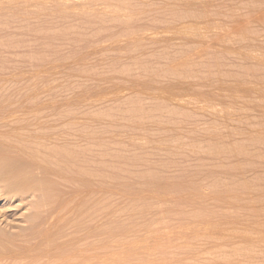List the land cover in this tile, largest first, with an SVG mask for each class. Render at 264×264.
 Segmentation results:
<instances>
[{"label":"rangeland","instance_id":"rangeland-1","mask_svg":"<svg viewBox=\"0 0 264 264\" xmlns=\"http://www.w3.org/2000/svg\"><path fill=\"white\" fill-rule=\"evenodd\" d=\"M0 97L17 264H264V0H0Z\"/></svg>","mask_w":264,"mask_h":264},{"label":"bare ground","instance_id":"bare-ground-1","mask_svg":"<svg viewBox=\"0 0 264 264\" xmlns=\"http://www.w3.org/2000/svg\"><path fill=\"white\" fill-rule=\"evenodd\" d=\"M117 72V71H116ZM101 73V72H100ZM120 73H122V72H120ZM92 74V73H91ZM94 75V74H93ZM95 77V76H94ZM89 78V77H88ZM87 79V78H86ZM91 79V78H90ZM85 80V79H84ZM81 83V82H80ZM102 83V82H101ZM110 84V83H109ZM78 85V84H77ZM83 86V85H82ZM84 87V86H83ZM93 87V86H92ZM58 90V89H57ZM79 90V89H78ZM67 91V90H66ZM4 94V93H3ZM9 94V93H8ZM41 96V95H40ZM2 98H5V95L4 96H2ZM6 103L8 102V100H10L7 96H6ZM41 100H43V98H40ZM67 99V98H66ZM0 100H2L1 99V97H0ZM2 101H5V100H2ZM13 101H14V99H13ZM2 105V104H1ZM6 104H4V106H5ZM8 105V104H7ZM3 106V105H2ZM42 106V105H41ZM130 106V105H129ZM135 106V105H134ZM11 107V106H10ZM12 107H14V106H12ZM125 107H127V106H125ZM133 107V106H132ZM158 107V106H157ZM3 108V107H2ZM41 108V107H40ZM82 108V107H81ZM9 109V106L7 107V108H5V109H0V114L2 113V114H4L5 113V111H7ZM125 109V108H124ZM137 109V108H136ZM152 109H153V107H152ZM160 109V108H159ZM162 109V108H161ZM10 110V109H9ZM45 110V109H44ZM146 111V110H145ZM153 111V110H152ZM79 112V111H78ZM128 112V111H127ZM160 112V111H159ZM7 113H8V111H7ZM108 113V112H107ZM106 113V114H107ZM111 113V112H110ZM144 113V112H143ZM157 113V112H156ZM162 113V112H161ZM161 113H160V115H161ZM1 114V115H2ZM11 114V113H10ZM163 114V113H162ZM177 114V113H176ZM144 115V114H143ZM132 116V115H131ZM149 116V115H148ZM1 117V116H0ZM145 117V116H144ZM54 118V117H53ZM161 118V117H160ZM64 119H65V117H64ZM146 119H148V118H146ZM168 119V118H167ZM173 119V118H172ZM58 120H59V118H58ZM65 120H67V119H65ZM157 120H160V119H157ZM23 121V120H22ZM61 121V120H60ZM59 121V122H60ZM145 121V120H144ZM153 121V120H152ZM16 122L17 121H15L14 123H12V122H9V123H2V122H0V127H5L6 126V128H7V126H8V128L9 129H11V127L12 126H14V128L15 127H17V126H15V124H16ZM19 122V121H18ZM17 122V123H18ZM54 122V121H53ZM134 122V121H133ZM2 123V124H1ZM20 123V122H19ZM25 123V122H24ZM144 123V122H143ZM66 124V123H65ZM17 125V124H16ZM45 125H48V126H50L51 124L49 123L48 124V122H47V124L45 123ZM41 127H43V126H41ZM47 127V126H46ZM13 128V127H12ZM43 128H45V127H43ZM43 128H41L42 130H44ZM48 128V127H47ZM40 129V128H39ZM38 129V130H39ZM12 130V129H11ZM45 130H46V128H45ZM48 130V129H47ZM10 131V130H9ZM50 131H53V130H50ZM32 132H37V130L35 131H32ZM41 131H39V133H40ZM54 132V131H53ZM29 134V133H28ZM46 135V134H45ZM2 136V135H1ZM36 136V135H35ZM38 136V135H37ZM47 136H50V135H47ZM29 138V137H28ZM37 138V137H36ZM10 140V139H9ZM34 140H37V139H34ZM48 140H50V137H49V139ZM48 140H46V137H45V139H44V141H43V143H44V145L45 144H47V141ZM12 141V140H11ZM39 141H40V139H39ZM46 141V142H45ZM8 143V142H7ZM17 143V142H16ZM16 143H11V144H14V145H10V143H8V145H7V149H8V151L10 152V151H17V149L19 148L18 147V144H16ZM19 143V142H18ZM30 143V142H29ZM42 143V142H41ZM37 144V143H36ZM41 145V144H40ZM43 145V146H44ZM41 147V146H40ZM40 147H39V149H40ZM48 147V146H47ZM38 149V150H39ZM49 149H50V147H49ZM18 150H20V149H18ZM66 150H67V148H66ZM66 150H64V151H66ZM28 151V150H27ZM51 151V150H50ZM67 152V151H66ZM70 152V151H69ZM4 154H6L5 152H3ZM23 153H25V152H23ZM27 153V152H26ZM30 153H32V152H30ZM16 154V153H15ZM20 154V153H19ZM46 154V153H45ZM59 154V152L57 153V155ZM66 154V153H65ZM26 155V154H25ZM22 156L21 157V154H20V157L18 156V159H17V157H15L14 159H12V164H10L9 163V165H8V167H5V168H3V169H1L0 170V186H3V191H4V193L5 194H12L13 195V198H14V195H17L19 192H22V190H23V187H20V186H22V185H20L19 186V183H20V181L22 182V179H23V181L24 180H26V179H24V178H32V181H33V178H35L36 176H34L33 174H29V175H24L23 174V176H21V175H19L18 174V168L20 169V168H22V167H27L28 165L30 166V164L31 165H34L33 164V160H34V158L36 159L37 157H34V154H32V156H33V159H31V157H30V159L28 160V158H26L27 156ZM29 155H31V154H29ZM38 155V154H37ZM60 156L62 155V154H59ZM58 155V156H59ZM56 156V155H55ZM29 157V156H28ZM46 157V156H45ZM62 157H63V155H62ZM66 158H67V156H65ZM70 157V156H69ZM12 158V157H11ZM37 160V159H36ZM65 160V159H64ZM47 161V160H46ZM51 161V160H50ZM74 162V161H73ZM49 163V162H48ZM37 166L39 165V163H37L36 164ZM51 165H53V164H51ZM44 166V165H43ZM38 168H40V167H38ZM45 168V167H44ZM46 169V168H45ZM51 170V169H50ZM33 171V170H32ZM38 171V170H37ZM63 171V170H62ZM65 171V170H64ZM21 172V171H20ZM41 172V171H40ZM38 173V172H37ZM45 173V172H44ZM76 174V173H75ZM33 175V176H32ZM71 175V174H70ZM35 180V179H34ZM66 180V179H65ZM70 180V179H69ZM27 181H28V179H27ZM26 183V182H25ZM24 187H25V185H24ZM30 189L29 187H26L25 189ZM33 189H35V188H33ZM32 189V190H33ZM2 190V189H1ZM32 190H31V192H32ZM24 191V190H23ZM29 191V190H28ZM48 191V190H47ZM30 192V191H29ZM41 192H42V190H41ZM49 192V191H48ZM47 192V193H48ZM2 193V192H1ZM4 193H2V194H4ZM24 193V192H23ZM11 196V195H10ZM9 196V197H10ZM5 197V196H4ZM12 197V196H11ZM43 200V199H42ZM31 201V200H30ZM34 201V200H33ZM32 204H33V202H31ZM35 204V203H34ZM54 204V203H53ZM36 205V204H35ZM31 207V206H30ZM55 207V206H54ZM34 208V207H33ZM45 208V207H44ZM42 209V208H41ZM44 212V211H43ZM49 212V211H48ZM30 215V214H29ZM26 218V217H25ZM27 218H29L28 216H27ZM26 218V219H27ZM51 218V217H50ZM24 220V219H23ZM33 228V227H32ZM26 229V228H25ZM4 232V231H3ZM29 233V232H28ZM6 235V234H5ZM4 233L1 235V232H0V262L2 263V264H17V260L18 259H16V254H14L15 252H17V251H13V249L10 247V245H8V242L6 243L5 242V240H4ZM8 236V235H7ZM7 238V237H6ZM12 239H15V238H11V240ZM9 240V239H8ZM13 241V240H12ZM11 241V242H12ZM10 242V243H11ZM16 242H17V240H16ZM28 242H29V240L27 241V244H28ZM9 243V244H10ZM30 243H31V241H30ZM12 244V243H11ZM24 244V243H23ZM13 245V244H12ZM29 245V244H28ZM14 246V245H13ZM14 248V247H13ZM23 251V250H22ZM30 252V251H29ZM11 254H13V255H11ZM11 255V256H10ZM28 259H29V257H28ZM23 260V259H22ZM30 262V261H29ZM28 262V263H29ZM19 263V262H18Z\"/></svg>","mask_w":264,"mask_h":264}]
</instances>
